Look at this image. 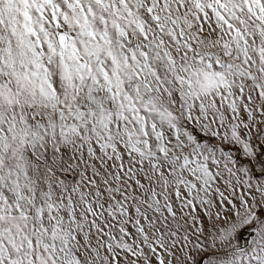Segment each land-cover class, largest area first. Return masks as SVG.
I'll list each match as a JSON object with an SVG mask.
<instances>
[{"label":"snow or ice","instance_id":"1","mask_svg":"<svg viewBox=\"0 0 264 264\" xmlns=\"http://www.w3.org/2000/svg\"><path fill=\"white\" fill-rule=\"evenodd\" d=\"M0 264H264V0H0Z\"/></svg>","mask_w":264,"mask_h":264}]
</instances>
